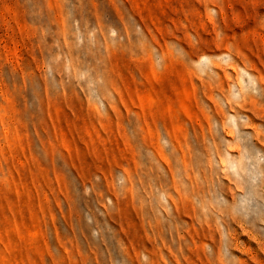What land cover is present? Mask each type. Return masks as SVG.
<instances>
[{"label": "rangeland", "instance_id": "374dc122", "mask_svg": "<svg viewBox=\"0 0 264 264\" xmlns=\"http://www.w3.org/2000/svg\"><path fill=\"white\" fill-rule=\"evenodd\" d=\"M0 264H264V0H0Z\"/></svg>", "mask_w": 264, "mask_h": 264}]
</instances>
